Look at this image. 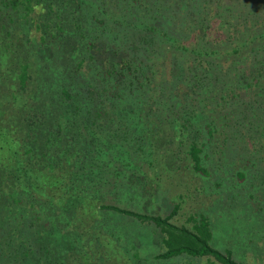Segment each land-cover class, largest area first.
Returning a JSON list of instances; mask_svg holds the SVG:
<instances>
[{"label":"trees","instance_id":"16d2710c","mask_svg":"<svg viewBox=\"0 0 264 264\" xmlns=\"http://www.w3.org/2000/svg\"><path fill=\"white\" fill-rule=\"evenodd\" d=\"M238 2L0 0V264H62L72 243L107 234L125 239L134 257L137 242L156 237L157 260L244 264L214 246L206 214L189 216V227L172 221L180 203L166 215L106 203L108 188L134 195L154 183L102 160L124 149L135 169L139 153L178 150L193 172L210 174L194 125L200 97L238 95L240 73L255 84L264 77V37L240 28ZM225 61L253 68L234 65L225 77ZM180 162L163 160L159 170H181ZM108 219L120 226L102 225Z\"/></svg>","mask_w":264,"mask_h":264},{"label":"rangeland","instance_id":"374dc122","mask_svg":"<svg viewBox=\"0 0 264 264\" xmlns=\"http://www.w3.org/2000/svg\"><path fill=\"white\" fill-rule=\"evenodd\" d=\"M238 3L241 5L239 12L242 16L239 22L247 23L240 28L247 33H255L258 39L264 37V0H239ZM241 63L225 61L220 67L226 73L225 77L229 76L228 72L234 71V65L238 72L239 68L248 64L251 66L247 69L253 68V62ZM241 74L238 83L240 88L236 91L238 95L232 93V98L231 94L225 95L226 99L223 100L220 95L213 96L209 92L199 99L196 113L201 116L194 125L202 129L199 140L206 143L203 162L209 175L193 172L189 159L186 155L180 156L178 150L170 151L171 158H147L148 155L136 154L133 161L135 169L126 164L129 157L127 150L113 151L108 157H102L103 162L124 169L129 174L137 171L149 177L154 184L149 190L134 195L129 191L122 193L119 187L108 188L105 202L161 215L168 214L176 203H180V212L173 218V222L191 227L189 216L195 213L206 214L214 229L215 247L222 251L232 249L235 258L244 264H264V77L260 83L255 84L251 78ZM234 79L236 82L238 77ZM249 83L252 86L247 87ZM209 123L214 131L212 134L205 128ZM195 128L190 130V134L195 133ZM123 145L125 149L131 148L129 143ZM175 146L178 148V145ZM78 147H82L81 143ZM177 157L181 158V170L161 173V161ZM151 159L154 160L153 167L148 165ZM154 176H162L164 179L154 181ZM118 223L115 219H108V223L102 225L117 227L120 226ZM106 237L111 236H102L99 241L93 238L91 244L86 240L75 241L68 248L70 256L62 264H209L205 258L188 256L154 259L153 255L163 250L160 239L158 241L156 237L153 240L145 237L144 244L137 242L141 251L139 257H134L133 250H124L130 245L118 237H111L109 245L113 250L110 251L104 242ZM112 242H116L117 247ZM63 244L71 246L67 238ZM97 249H101L98 254Z\"/></svg>","mask_w":264,"mask_h":264}]
</instances>
